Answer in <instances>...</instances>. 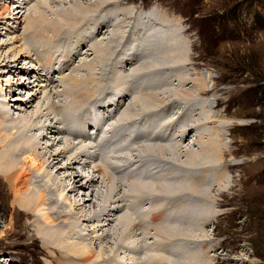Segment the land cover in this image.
I'll list each match as a JSON object with an SVG mask.
<instances>
[{
  "label": "rangeland",
  "instance_id": "1",
  "mask_svg": "<svg viewBox=\"0 0 264 264\" xmlns=\"http://www.w3.org/2000/svg\"><path fill=\"white\" fill-rule=\"evenodd\" d=\"M17 1L0 0V108H3L4 111H10V116L12 115L15 119L20 116L26 117L27 120L32 119V123L34 122L38 128L36 130H29L28 134L29 136H36L35 138L40 142L37 152L40 154L50 152L46 157L52 155L53 158L56 157L54 156L55 154H59L60 162H53L54 164L51 163L52 166L45 164L41 171L33 173V182L29 187V191L25 193L28 197H33L32 204L28 208H31V205L34 208V199L40 190L46 191L47 199L46 209L42 210L39 207L37 208L38 210L35 209V217L31 214L27 216L23 210H20L24 207L20 206L17 202L13 203L14 195L7 185L0 187L1 194L5 192L10 196L7 198L8 203L6 207L0 204V264H8V260L6 259L9 257L13 264L57 263L55 258L59 256L54 253L50 255L43 248V243L39 239L40 234L43 237H47L45 234L49 226L43 221V218L45 212L51 213L52 209L67 213V216L72 215L77 225L76 230L79 233L76 236L63 232L58 241L62 252L64 250L66 253L76 256L80 254L83 248L93 251L90 262L84 263L78 261L71 262L70 264H105L111 260H116L117 263L135 264L136 260L134 261V259L138 255L134 256L135 253L128 251V247L132 246V248L142 250V253L145 254L153 255L156 253L157 255H161L162 253L158 251L157 246L160 245L159 247H161L163 239L170 237V234L176 235L173 237H176L175 239L181 243L185 240L183 238L185 233L178 229L171 231V233L168 232L169 234L165 233V237L160 230V232L156 230L158 229V222H155L156 224L149 223L148 229L145 232L142 230V235L145 234V238H142L144 236H138L136 234L137 230H133L129 225L127 226L129 229L126 228L123 232L124 234H118L119 236L117 235L116 239H112L109 236L112 228L105 226L101 229L98 226L100 223L94 218L89 221L85 219L76 220L77 214L75 213L79 210L75 209L74 204L86 202L85 211L89 216L97 214L96 212L99 213L97 207L101 203V200H99L100 198H96L95 195L96 191L100 190L101 192L103 190L102 192H104L106 189L102 183L107 180L109 170L112 171L109 167L110 160L98 159V161L96 158L88 160L86 159L87 157L83 158L85 156H82L79 161H73L78 156V153H80L79 148L74 147L77 144V140L72 141L69 135L59 130L61 125L56 123L57 114H60L62 108L69 109L77 105L81 100V98L73 99V97L63 94L65 93V89H75V81L72 79L74 77L76 80L85 81L88 90L101 82L102 89L100 91H115L118 95L115 99H117V102L120 101L122 87L120 88L119 85L122 82L116 81V84L118 83V89H116V86H111L110 81L114 75L115 61L120 58L118 60L120 62L124 58V54H128L125 46L130 44L129 28L139 19L143 23L142 20H146L147 18L143 13L146 14L149 11L153 12L154 15L156 14V20L160 22L158 24H163L166 31L168 27L174 28L170 33H176V29H179L178 32L180 34L177 33V37L183 41L180 47H185L186 49V56L183 58L184 64L179 65L180 67L177 68L179 72L176 71L175 67V69L172 67L174 69L172 71L171 69L167 71L166 68L165 70L160 68L166 60L169 62L172 58H167V54L162 53L163 51L157 52V57H152L151 51L154 42L147 44L145 48L142 47V43L144 42H134L135 44H139V46H136L137 44L134 45L133 54L135 58H140L143 53L149 51L148 53L154 59L148 60L144 66H156V69L161 70L159 72L156 69H154L155 71L152 70L156 75L151 74V76H162L165 73L168 75L170 72V78L175 77L181 80L180 83L176 82L175 85L171 86L172 89H170V91L175 90V94L172 93V95L178 97L177 100L179 99V102L173 101L171 94L169 95L170 97L165 98L168 99L166 100L167 105L172 104V113L181 111L182 105L183 107L187 106V108L192 106V100L194 101V98H199L198 102L200 104L204 105L206 103V110L209 106L208 110L213 114L212 120H214L207 121L206 123H209V125H205L206 127L203 128L205 132L204 145L200 151L196 144H193L196 136L190 130L183 135L182 141L175 138L179 141L180 145H184L181 146L183 150L178 149L179 151L177 150L176 153H179L178 155L182 158L181 155L187 154L184 149H192L198 161L183 159L186 158L184 156L179 164H183L186 161L192 165L203 164V168H209L211 164L212 168L214 166L217 168H213L215 175L210 178L209 184H202V186L207 185L205 187H208V192L205 193L211 200L212 211L215 214V217H213L214 221H211L209 224H198L196 222V225L195 223L190 225L184 219V224H175L176 226H182L180 228L194 234H191V236H194L193 241L186 239L185 242L192 246L193 250L190 253L194 254L195 252L201 255V259L203 256L200 264H264V0H24L27 8L35 6L34 8L32 7L31 18V21L35 25H31L33 23H30L28 20V17H30L28 9L24 13V10L20 8L22 11L19 14L15 13V3H18ZM103 3L104 6L100 8L99 4ZM68 11L72 12L73 16L68 17L64 15ZM151 18L153 17L151 16ZM151 20L157 24L154 19ZM151 20L149 21L151 22ZM100 25H103V29L98 30V33L96 30V34L94 35L92 32L94 27L97 26L100 29ZM30 26L33 28H29ZM159 27L162 28V26ZM66 28L70 29L67 34L65 33V31L67 32ZM104 28H108V30L115 29L114 35L108 34V30L106 31ZM55 30L60 32L59 36L64 37H54L56 36ZM36 31H38L37 34H34ZM29 34L28 39L27 36ZM98 35L100 38L98 37L97 39ZM124 35L128 39H122ZM86 36H90L91 39L87 40L88 37L85 38ZM64 38L68 44L78 48L80 52L72 60V68H77V63L80 59H82L81 62L83 61L86 64L83 66L82 62L80 65L82 67L72 73L66 69L60 71L57 66L56 68L52 67L49 72L50 75L46 77L45 74L47 73L45 72L47 71H41L42 66L40 67L38 59H35L37 54L30 50V46H32L34 40L39 41L40 39L43 40H40V42H46L47 39L50 41L51 39L53 40L52 43L58 42L61 46L62 44H67L63 40ZM83 38L87 41L86 44L78 47L75 45L76 41H74L73 43L75 44L73 45L72 40L77 39L78 42H81V40L84 41ZM27 39L31 42L27 41ZM91 40H93L94 44L97 43L100 55L105 56L106 63L103 64L108 68L103 67L101 70L100 66L104 65L102 62L96 63L99 61L95 57V54L92 53L93 50L89 53L88 50L84 49H89L88 45L90 44L93 47L94 44L92 45ZM97 40L98 42H96ZM119 43L121 44L120 46ZM123 47L125 48L123 49ZM141 47L143 50H141ZM77 58L79 59L77 60ZM98 64L102 65L98 66ZM15 66H18V70ZM87 66H91V68L88 67L90 68V74L88 72L89 69L86 68ZM124 68L126 67L122 65L120 69L125 70ZM43 69L45 68L43 67ZM144 72L147 71H136L134 73L127 71L126 74L129 75L128 79L131 83L129 84L135 85L144 82L143 80L147 78ZM179 75H183L184 77L182 76L181 78ZM71 76L73 77L71 78ZM107 76L109 77L107 78ZM199 84H202L203 87ZM202 89L205 92H201V94L200 91ZM107 93L103 94L102 97L108 98L109 93ZM165 95L166 93L163 95L156 94L153 100L151 98L141 100L139 102L140 105L138 103L134 104L135 106L126 112L124 116L139 114L143 112L142 109L145 110L151 107L150 110H154V107L158 106L163 109L162 101ZM100 97L98 92L97 95L92 96L93 99L91 98L89 101L83 102V108ZM143 98H147V96L145 95ZM31 99L33 101L29 104ZM109 102L110 100L107 99V103ZM217 104L219 107H216ZM114 109V107H111L110 110ZM196 112L193 111V114L190 113L189 115L196 119L198 116ZM102 114L106 115L107 112L102 111ZM203 116L201 120L199 119L201 125L203 124V120L208 118ZM146 117L147 115L144 116V119L141 117V121H144ZM7 122L11 121L5 122L8 125L10 123ZM185 122H187L186 119ZM189 124L190 122L188 121L187 125ZM176 125H179V123ZM50 126H56L54 127L56 130L49 133L44 128V130L41 129L42 127L47 129ZM92 129L94 128L92 127ZM92 129L89 128L88 133ZM11 138L13 140H11V143H15L14 136ZM89 143L92 144L90 141ZM89 143L86 142V146ZM27 148L29 147H24V149ZM213 148L214 151H211ZM154 151V154L156 153L157 155H154L155 160H152L153 162L150 161V164L153 163L151 164V168L154 173L162 174L159 173L160 167L166 166H162L163 164L156 157L160 155V158L169 156L159 152V149H154ZM22 152L23 149L18 148L7 155H11V161L22 162L24 160ZM90 152L93 153V151ZM2 155L3 150H0V157ZM1 161L0 159V174L4 175L8 169V161L2 163ZM97 165H102L104 170L99 171V173L95 171L96 168L94 169V167H97ZM192 173L194 172L192 171L189 174ZM94 176L98 182H95L96 188L95 186L94 188L96 191L93 192V186L90 187L87 182ZM187 179H191L190 181L194 182L189 176H187ZM189 180L187 181L189 182L188 190L184 189L186 191H184V195H186L184 197L191 205V203L194 204V201L189 192H194L196 187L191 188V185L194 186L195 183L193 184ZM148 181L149 185L143 184L137 193L141 194V197L148 198L150 194L147 192L152 195L157 194L156 197L165 193L157 186L159 185L158 182L152 183ZM150 184L154 189L150 188ZM185 187L183 186V188ZM122 188L119 184L113 183L109 190L110 192L108 191L107 193V204L109 207L116 206L114 202L118 200L120 191L126 187ZM174 198L177 197H172L169 203L167 202L170 205L167 204V207L173 208L175 203H179V200ZM153 201L154 203H152L150 209L154 213L158 209L157 207H159L158 202L161 201V197H158V199L154 198ZM93 204H95V207ZM182 206L183 203H181L180 207ZM201 208L203 207L198 205L195 211ZM15 209L20 210L24 215H17ZM195 211H192V213ZM223 212L224 214H222ZM83 213L86 214L85 212ZM131 213L134 215L133 212ZM11 218H13V224H11ZM67 221L72 222L70 219H67ZM70 225L69 223H65L61 227L67 230ZM153 230H156L155 233L160 238H158L159 236L156 238L157 234L155 235V233L151 234L154 232ZM2 233H6V235L2 236ZM30 233L33 234L31 235ZM162 235L164 236L162 237ZM175 239L173 240L176 241ZM67 264L69 263L67 262Z\"/></svg>",
  "mask_w": 264,
  "mask_h": 264
},
{
  "label": "bare ground",
  "instance_id": "2",
  "mask_svg": "<svg viewBox=\"0 0 264 264\" xmlns=\"http://www.w3.org/2000/svg\"><path fill=\"white\" fill-rule=\"evenodd\" d=\"M13 1H16V0H13ZM17 2L18 3H15V5H16L15 6V9H16L15 13L19 14L22 10H24L23 12L25 13V10L28 9V12L30 13V17H28V20L30 23H33L31 21L32 11H33L32 9L35 6L34 7L32 6L33 8L32 7L27 8V6L24 3V0L23 1L18 0ZM99 6H100V8L103 7L104 3L99 4ZM20 8H22V10H20ZM100 8H99V10H100ZM116 11L118 12V10H116ZM72 14L73 13L69 12V11L64 13V15H66L68 17H70ZM143 15L145 17L147 16L146 20H142L143 23H141V21L139 19L137 22H134L133 25L131 26V28H129V30H128L129 31V38H131L130 44L129 45L127 44V46H125L126 48L123 47V49L124 48L127 49L128 54L127 55L124 54V58L122 60H120V62L118 61L120 58L117 61H115V67H114L115 70L113 72L115 77L113 75L110 81H111V86L112 87L116 86L115 87L116 89H118V85H117L118 83L116 84V81L122 82L119 85L120 88L122 87L121 96H120L121 99L119 98L120 101L117 102V99H115L118 96L115 91H113V92H110L111 90L100 91L102 89V87H101L102 83L101 82H100V84L97 83L96 85H94L95 86L94 88L91 87L92 90L91 89L88 90L87 86L85 84V81L76 80V79H74L75 77L72 78L73 76H71V78L75 81V84L73 83L75 86V89H73V90L65 89V93H63V94H66L68 97H73V99L81 98V100L78 102L77 105H75L69 109L62 108V111L60 112V114H57V117H56V119H57L56 123H59L61 125V128L59 130L61 132H63L64 134L69 135L71 137L72 141L77 140V142H76L77 144L74 147L79 148L80 153H78V156H76L73 159V161H75V162L79 161L82 156H85L83 158L87 157L86 159H88V160L93 159V158H96L97 160L98 159L99 160L100 159L110 160L109 161L110 165L109 164H107V165H109L110 169L112 170V171L109 170V172H108L106 169V171L108 172L109 175H107L108 176L107 180H105V182L102 183L104 185V187L106 188L104 192H102L103 190L101 192H100V190L96 191L95 182L97 181L96 180L97 178H95V176L90 178V180H88V182H87V184H89L90 187L93 186L92 187L93 192L96 191L95 197L98 199L100 198L99 200H101L100 201L101 203L98 204L99 206L97 207L99 209L98 210L99 213L96 212L97 214H95L93 216H89L85 211V206L87 205L86 202H84L82 204H74L75 209L77 211L79 210L77 213H75V214H77L76 220L79 221L81 219H83V220L85 219V220L89 221L90 219L92 220V218H94L95 220H97L100 223L98 226H100L101 229H103V227H105V226L112 228L109 232V236L112 239H114L118 234L121 235L126 230V228L129 229L127 227L129 225L133 228V230H135V231L137 230L136 234L138 236H144L145 234L142 235V230H144V232H145V230H147L148 227L150 226L149 223L152 224V223L158 222L157 223L158 226L156 225L158 229H156V230H158V231L160 230L161 233H163L164 235H165V233H168V232L171 233V231L178 229V230H181V232L183 231L185 233L183 235V238L185 240L186 239H189V240L193 239L194 240V236H191L192 232L190 233V231H187V230H184L183 228H180L182 226H179V225L176 226L175 223L184 224V219L190 225H193V223H195V225H196V222L198 224H203V223L209 224V223H211V221H214L213 217H215V214L212 211L211 200L209 199V197L205 193V192H208L207 191L208 187H205L207 185L202 186V184H204V183L209 184L210 178L213 175H215L214 170H213V168L215 166L212 168V164H211V166L209 168H206V167L203 168V166H204L203 164L192 165L186 161L183 162V160H182V162L184 165L181 163L179 164V162H181V159L184 156L186 158H183V159H188L189 161H191L193 159V161L196 160V162H198L196 159L197 156L192 149H184L188 155L185 152H183L185 154L181 155L182 158L178 155L179 153L177 154L176 152L178 149L183 150V147H181V146H184V145H180L179 141H182L181 139H182L183 135L185 133H187L188 130H190L191 133L192 132L194 133V135L196 136V140L198 139L197 141L195 140L193 144H196V146L198 147V149L200 151V149L204 145L203 139L205 136L204 135L205 132L203 131V128L209 125V123H206V122L209 120H212L213 114H211L210 111L208 110L209 106L206 110V107H207V105H205L206 103L204 105H202L198 102L199 98H194V101L192 100V103H193L192 106H190L188 108H187V106L186 107L184 106L186 108L185 109L182 105L181 111L179 110L177 112H173L174 114L172 113V109H173L171 106L172 104L167 105L166 100H168V99H165V98L171 94L172 100L179 102L178 101L179 99L177 100L178 97H174L172 95V93H174L175 90L170 91V89H172L171 86L175 85L176 82L180 83L181 80L178 78H175V77L170 78V72L168 75L165 73V75L154 77V75H156V74H154V72L152 70L156 69V66L155 67H147V66H144V64L148 60L154 59V58H152L153 56L157 57L158 56L157 52L163 51L162 53H166L167 54L166 57L169 59L172 58V60L169 61L170 64H168L169 62H168V60H166L164 62V64L161 65L160 68H162L163 70H165V68H166L167 71H169L168 69H171V71H172L176 68V71H177V68L180 67L179 65L184 64L183 58L186 56V49H185V47L184 48L180 47V45L183 44V41L177 37V33H179L178 32L179 29L178 30L176 29V31H177L176 33H174V32L170 33L174 28L171 29L168 27V29L166 31L164 29L163 24H158L159 21L156 20V17H155L156 14L154 15L153 12L149 11V13H146V14L143 13ZM148 15H151L153 17L151 19H154L157 22V24L154 23V21L150 19L151 16L148 17ZM149 20H151V22ZM152 21H153V23H152ZM31 25H35V24L33 23ZM103 25H100V29H98L97 26L94 27V29L92 31L94 33V35L96 34V32H95L96 30L98 33V30L100 31L101 29H103L102 28ZM159 26H162V28H160ZM87 27H88V25H87ZM173 27H174V25H173ZM29 28H33V27L30 26ZM61 28H64V27H61ZM67 28H66L67 32L65 31L66 34L69 33V30L71 29L70 27H69L70 29H67ZM105 30L107 31L108 28H106ZM55 31H54V33H56V36H54V37H56V38L64 37V36H62V37L59 36L60 32L58 30L56 32ZM78 31H81V30H78ZM114 31H115V29H111V30L109 29L107 31V33L114 35ZM26 32H28V31H26ZM37 32L38 31L34 32V34H37ZM32 35H33V33H32ZM39 35H41V34H39ZM29 36H30V34L27 36L28 39H29ZM82 37H83V35H82ZM92 37H94V36H92ZM98 37H99V35L97 36V39H98ZM32 38H33V36H32ZM85 38H87V40L91 39L90 36H86ZM124 38H127V37L124 35L122 39H124ZM135 38H136V40H135ZM28 39H27V41L31 42ZM95 39H96V37H95ZM103 39H105V38L103 37ZM40 40L39 41L34 40V42H32V46H30L31 48L30 47L29 48L35 54H37V57L35 59H38L40 67L42 66L41 71L43 70V71H47L45 73H49L51 71L52 67L56 68V66H57V68H59L60 71H63L64 69H66L72 73V72L78 70L80 67H82L80 65L82 64L83 61L81 62L82 59H80V61H78V63H77L78 64L77 68H75V69L72 68L73 67L72 60L76 58L75 56L78 55L79 51H78V48L73 47L70 44H68L65 41V38L63 40L67 44L63 45L61 43L62 44L61 46H60V43L58 44V42L52 43L53 40H51V39H50V41L47 39L46 42H40ZM93 40H91L90 42H92ZM41 41H43V40H41ZM74 41H76V44L73 43ZM105 41H106V39H105ZM139 41H141V43L144 42V43H142V47H144V48H145V46H147V44H152L154 42V45H152L153 47L151 46L152 47V51H151L152 57L150 56V54L148 53L149 51H148V52L143 53L140 58H135V55L133 54L134 45L137 44L136 46H139V44L138 43L135 44L134 42H139ZM94 42H95V40H94ZM96 42H98V40ZM72 43H73V45L75 44L76 46L81 47V45L86 44L87 41H85V39H84V41L81 40V42H78V40L76 39V40H72ZM93 44L94 43L92 42V45ZM101 44H103V43H101ZM90 45H88L89 49H87V48H84V49H86V51L88 50L89 53H90V51L93 50L92 53L95 54V57L99 61L96 63H101V62H102V64L106 63L105 62V56L100 55V52L97 48V43H95L93 45V47H91ZM120 45L121 44L119 43V46ZM141 50H143V48ZM149 50H150V48H149ZM79 54H80V52H79ZM101 58H102V60H100ZM114 58H116V57H114ZM58 59H59V61H58ZM78 59L79 58H77V60ZM119 63H121V64H119ZM83 64H84L83 66H85L86 63L83 62ZM87 64L90 65L88 62H87ZM102 64H100V65H102ZM100 65L98 64V66H100ZM122 65L124 67H126V68H124L125 70L120 69L122 67ZM15 67L18 70V66H15ZM43 67L45 69H43ZM88 67L91 68V66H87L86 68H88ZM103 67L106 68L107 66H105V65L100 66V69L102 70ZM111 67H113V66L111 65ZM172 67L173 68L175 67V68L172 69ZM83 68L85 69V67H83ZM90 68H88L89 74H90ZM157 68H159V67H157ZM16 69H15V71H16ZM98 69H99V67H98ZM156 70H158V72H159L160 69H156ZM127 71H131L132 73H134L136 71H140V72L147 71V72H144V74L147 78L145 80L142 79L144 82H140L141 84L137 83L138 85L137 84L130 85L131 83L129 82V79H128L129 75L126 74ZM163 72H165V71H163ZM177 72H179V71H177ZM41 73H43V72H41ZM110 74H111V72H110ZM151 74H154V75L151 76ZM161 74H163V73H161ZM45 75H47V74H45ZM176 75H178V74L176 73ZM182 76H180V77L182 78ZM108 77L109 76H107V78ZM151 77L153 78V80ZM100 79H101V77H100ZM104 80H105V78H104ZM6 82H8V81H6ZM182 82H181V84H182ZM179 83H178V85H180ZM199 85L202 86V84H199ZM98 92H99V96H101V97L96 98L94 101L90 102L88 105H86V103H85L86 107L83 108V106H84L83 102H85L87 100L89 101L92 98V96H94L95 94L97 95ZM106 92L109 93L108 98L102 97L103 94H105ZM201 92H205V91L202 89V91H200V93ZM165 93H166V95L163 98L164 102L162 101V104L164 106L163 109L159 108V106H158V107H154V110H150L152 108L151 107V108H146L145 110L142 109L143 112H141V113L138 112L139 114H133L131 116H128V115L124 116V114L126 112H128L132 107L135 106L134 104L138 103L140 105L139 102L141 100H146L149 98H151L153 100V99H155L156 94L163 95ZM145 95L147 96V98H143ZM107 99L110 100L109 103H107ZM102 100H104V101L101 102ZM32 101L33 100L31 99L29 104H31ZM207 103H208V101H207ZM217 106H218V104L216 105V107ZM111 107H114L115 109L111 111L110 110ZM177 110H178V107H177ZM191 110H193L195 112L199 111L198 113L196 112V114L198 115L196 119L189 115L190 113L193 114V111H191ZM102 111H106L107 114L103 115ZM9 112L10 111H8V110L4 111L3 108H0V150H3V155L0 157V159L2 160L1 163L8 161V169H7L6 173L4 175L0 174V187L1 186L5 187L7 185L9 187L8 189H10L11 193H13V195H14L13 203L17 202L20 206L24 207V208H21L20 210H23V212L26 213L27 216L29 214H31L35 217V213H34V212H36L35 209H37L38 207L42 210L46 209V200L47 199H46V191L40 190L34 199V202H35L34 208H32V205L30 206L31 208H28V206L30 204H32L31 202L33 200V197H28L27 195H25V193H27L29 191V187H30L31 183L33 182L32 181L33 173L37 172V171H41L44 168L45 164H48V166H52L51 163L52 164L59 163L60 162V160H59L60 156H59V154H55L54 156H56V157L53 158L52 155H50V157H46V155H49L50 152L49 153L45 152L44 154L38 153L37 149H38L40 142L37 141V139L35 138L36 136L32 135L33 136L32 137V136H29V134H28L29 130H32V129L36 130L38 128V126L34 122L32 123V119L27 120L26 117H24V116H20L19 118L15 119L12 115L10 116ZM146 115H147L146 119L144 121H141V117H143V119H144V116H146ZM119 116H121V117H119ZM192 116H194V115H192ZM202 116L205 118H207V117L208 118L204 119L203 124L201 125V122L199 121V119L201 120ZM185 119L187 120V122H185ZM9 120L11 122H7V123H10L7 125L5 122L9 121ZM188 121L190 122L189 125H187ZM212 121H214V120H212ZM177 123H179V125H176ZM214 125H215V123H214ZM175 126H177V127H175ZM54 127H56V126H50L47 129L45 127H42L41 129L44 128L45 130H47V132L49 131V133H50V131L52 132V131L56 130V129H54ZM92 127L94 129L95 128L97 129L96 137L94 139H92V137L89 136V133H88V129L89 128L92 129ZM13 136H14L15 143H11V140H12L11 137H13ZM189 136H190V134H189ZM175 138L179 139V141ZM89 141L92 144H90ZM86 142H88L90 145L87 144V146H86ZM25 146H27L29 148L24 149ZM18 148L21 150L23 149L22 153H23L24 160L22 162L11 161V155H7V154H10L9 152H13ZM154 149H159V152H162V153H164V155L169 156V157H164V158L161 157L160 158V156H161L160 155L159 157H156L159 159L158 161H160L163 164L162 166H166V167H160L161 170L159 171V173H162V174H157V172L154 173L153 169L151 168V164H153V163L150 164V161L155 160L154 155H157L156 153L154 154V152H155ZM90 151H93V153H91ZM138 151H140V152H138ZM211 151H214V148ZM214 154H215V152H214ZM42 155H44V156H42ZM44 157H46V158H44ZM145 158H147V159H145ZM43 159H45V160H43ZM112 159H114V160H112ZM102 163H103V161H102ZM102 165H97V167H94V169L96 168L95 171H98V173H99V171L104 170ZM195 166H197L198 169L195 168ZM105 167H107V166H105ZM180 171H182V172H180ZM192 171L194 173L189 174ZM187 176L192 178L193 179L192 181H194V182H191L190 181L191 179L190 180L187 179ZM148 180L151 181L152 183L158 182L159 185H157V186H159V188L165 192V193L163 192L164 194L158 196L159 198L161 197V201H159L160 203L158 202L159 207H157L158 209L155 210L154 213L152 212V210L150 208L152 206V203H154L153 199L154 198L158 199V197H156L157 194L156 195L153 194L154 195L153 196L151 193L147 192L148 194H150V196H148V198H145L144 196L141 197L140 196L141 194L140 195L137 194L138 191L140 190L141 186H143V184H146V186H147ZM188 180L193 184L195 183L194 186L191 185L192 186L191 188H193V187L197 188V189L195 188V190H194L195 193L189 192L192 200L194 201V204L190 202L191 205L186 201L187 199H185V197H184V196H186V195H184L186 192L185 190H188V187H189L188 186L189 182H187ZM113 183H115V184L117 183V184H119V186H122L123 188L126 187V188L124 190L120 191V194L118 195V198H117L118 200L116 202H114V204L116 206L109 207L107 204V202H108V199H107L108 194L107 193L111 189ZM94 186H95V188H94ZM150 186H148V187L154 189V187H152L151 184H150ZM183 186H186V187L183 188ZM0 190H1V188H0ZM146 190H148V189L146 188ZM146 190H144V191H146ZM144 193H146V192H144ZM8 197H10V196H8V193H5V192L2 194L0 193V198H1L0 204H1V206H4V207L7 206V203H8L7 198ZM172 197H177L174 199L179 200V203H175L174 207L172 206L173 208H169V207H167V204L169 203V200L172 199ZM181 203H183L182 207H180ZM2 204H4V205H2ZM171 204H173V203H171ZM198 205H201L203 208H201L200 210L197 209L195 211V209L198 207ZM93 206L95 207V204H93ZM146 206H147V208H146ZM2 210H4V209H2ZM20 210L15 209V213L17 215H24V214H22V212ZM192 211H195V212L192 213ZM83 212H85L86 214H84ZM131 212H133L134 215ZM51 213L45 212L44 218H43V221L46 224H48V226H49V229L46 230V234H45V235H47V237H43L41 234H40V237L38 236L40 239V242L43 243V248L45 250H47L50 253V255L52 253H54L55 255L59 256L58 258L57 257L55 258L57 261V263L55 262L56 264H67V262L70 264L71 262H78V261L79 262L81 261L84 263L87 261L90 262L92 260L93 251H91L88 248L81 249L80 254H77L76 256L73 254L66 253L64 250L62 252V249H60L61 247L58 244L59 238L62 236L63 232H65V233L68 232L71 235L73 234V235L78 236L79 233L76 230L77 225H76V222L74 221V218H72V215L67 216V213L60 212L56 209H52ZM222 214H224V212ZM67 219L72 220V222L67 221ZM13 223H14L13 218H11V224H13ZM65 223L71 224L67 230L64 227H61V225L65 224ZM134 223H135V225H134ZM155 231L151 234H154ZM147 234L149 235V233H147ZM156 234L157 233H155V235ZM178 234H179V231H178ZM1 235L5 236L6 233H2ZM164 235H162V237ZM192 235H194V234H192ZM157 236H159V235L157 234L156 238H157ZM173 236H176V235L170 234V237H166V235H165L166 238L163 239V245L161 247H159L160 245L157 246L158 251H160V253H162L161 255L160 254L157 255L156 253H154L155 255L154 254L151 255V254H147V253L145 254V253H142V250L132 248V246L131 247L127 246L128 248L127 247L126 248L128 251L135 253V255L132 253L134 256L138 255L137 258L134 259V261L136 260L135 264H173V263H175V264H196V263L200 264L201 260H203V256L201 259V255H199L195 252H194V254L190 253L193 250L191 248L192 246L188 245V243L185 242V240L183 241L184 243L177 241V239H175L176 237H173ZM142 238H145V236ZM158 238H160V236ZM173 239H175L176 241H174ZM157 241H159V239H157ZM157 241H154V242H157ZM143 243H146V242H143ZM196 252H197V250H196ZM47 256L49 257V255H47ZM154 256H156V257H154ZM196 260H198V261L196 262ZM115 261L111 260L110 262H107L105 264H123L120 262L117 263V261L116 262Z\"/></svg>",
  "mask_w": 264,
  "mask_h": 264
}]
</instances>
